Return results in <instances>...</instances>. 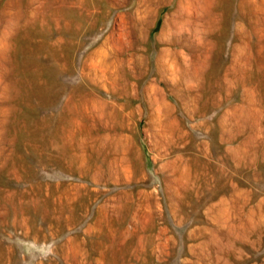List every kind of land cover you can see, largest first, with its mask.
Segmentation results:
<instances>
[{"label": "rangeland", "instance_id": "obj_1", "mask_svg": "<svg viewBox=\"0 0 264 264\" xmlns=\"http://www.w3.org/2000/svg\"><path fill=\"white\" fill-rule=\"evenodd\" d=\"M0 264H264V0H0Z\"/></svg>", "mask_w": 264, "mask_h": 264}]
</instances>
